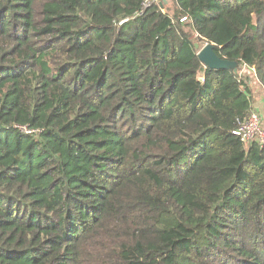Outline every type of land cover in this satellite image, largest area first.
<instances>
[{"label":"trees","instance_id":"16d2710c","mask_svg":"<svg viewBox=\"0 0 264 264\" xmlns=\"http://www.w3.org/2000/svg\"><path fill=\"white\" fill-rule=\"evenodd\" d=\"M170 1L0 0V264H264V0Z\"/></svg>","mask_w":264,"mask_h":264},{"label":"built area","instance_id":"2783aa9c","mask_svg":"<svg viewBox=\"0 0 264 264\" xmlns=\"http://www.w3.org/2000/svg\"><path fill=\"white\" fill-rule=\"evenodd\" d=\"M161 0H144V6L151 3L159 2ZM185 18L181 19L184 20ZM26 132H31L29 130L23 129ZM241 142L246 146L252 143H257L259 145L264 143V124L262 123V117L260 113L254 109L252 113L243 121L240 122L239 126L235 131Z\"/></svg>","mask_w":264,"mask_h":264},{"label":"water","instance_id":"95a60500","mask_svg":"<svg viewBox=\"0 0 264 264\" xmlns=\"http://www.w3.org/2000/svg\"><path fill=\"white\" fill-rule=\"evenodd\" d=\"M195 47L198 49L197 55L199 60L207 67L214 69H228L231 68L236 71V63L227 61L220 58L214 51V47L210 43H205L203 47H199L195 43Z\"/></svg>","mask_w":264,"mask_h":264},{"label":"crops","instance_id":"0c3cea01","mask_svg":"<svg viewBox=\"0 0 264 264\" xmlns=\"http://www.w3.org/2000/svg\"><path fill=\"white\" fill-rule=\"evenodd\" d=\"M256 101L254 103V109L258 112L260 111L264 115V91L260 92V94H257ZM264 118V116H263ZM262 118V123L264 124V120Z\"/></svg>","mask_w":264,"mask_h":264},{"label":"rangeland","instance_id":"374dc122","mask_svg":"<svg viewBox=\"0 0 264 264\" xmlns=\"http://www.w3.org/2000/svg\"><path fill=\"white\" fill-rule=\"evenodd\" d=\"M168 1H170V0H168ZM203 46H204V44L202 46H200V47H203ZM246 71H247V69H245L244 67H242L241 70H240V72H242V73H244ZM248 72L250 73V76L253 77V71L252 70H248ZM252 81H253L252 83L255 84L254 83V77L252 78ZM256 94L257 93H255L254 95H256ZM259 113H260L261 117L263 118L264 115L260 111H259ZM263 120H264V118H263Z\"/></svg>","mask_w":264,"mask_h":264}]
</instances>
